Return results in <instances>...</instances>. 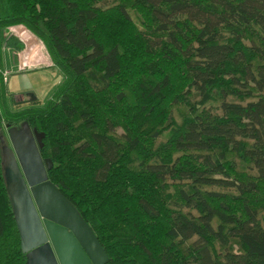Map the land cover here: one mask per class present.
I'll list each match as a JSON object with an SVG mask.
<instances>
[{"label": "trees", "instance_id": "1", "mask_svg": "<svg viewBox=\"0 0 264 264\" xmlns=\"http://www.w3.org/2000/svg\"><path fill=\"white\" fill-rule=\"evenodd\" d=\"M5 1L0 133L44 134L107 264H264V0ZM16 26L62 75L40 107L3 80ZM25 262L0 155V264Z\"/></svg>", "mask_w": 264, "mask_h": 264}, {"label": "water", "instance_id": "2", "mask_svg": "<svg viewBox=\"0 0 264 264\" xmlns=\"http://www.w3.org/2000/svg\"><path fill=\"white\" fill-rule=\"evenodd\" d=\"M6 130L10 147L0 136L1 166L25 264H107L89 225L48 181L52 162L40 156L44 134L26 122Z\"/></svg>", "mask_w": 264, "mask_h": 264}, {"label": "rangeland", "instance_id": "3", "mask_svg": "<svg viewBox=\"0 0 264 264\" xmlns=\"http://www.w3.org/2000/svg\"><path fill=\"white\" fill-rule=\"evenodd\" d=\"M6 12V1L0 0V17L5 16ZM25 30H20V34L22 32H27L28 34L33 36L41 44V47L44 53L47 55L48 60L45 64H38L33 67H25L19 69L17 66H10L7 67L6 70L2 69L3 73L6 72L8 74L7 81L4 83L7 85V93L10 102L15 103L13 105V109L29 108L31 106H43L47 102V100L51 98L52 94L62 81V75L57 68L52 67V62L43 43L27 29ZM15 36L16 35L9 32V30L6 33V37L17 40L15 39ZM17 41L21 44L22 48L20 50L12 49L11 52H13L15 59L19 55L21 56V54L26 50L25 42L23 41V39L22 42L19 40ZM20 125L18 126V128L20 127ZM0 136H2L3 145L10 147L6 129L0 133ZM162 140H164V138H162ZM1 149L2 144L0 142V155L2 162Z\"/></svg>", "mask_w": 264, "mask_h": 264}, {"label": "crops", "instance_id": "4", "mask_svg": "<svg viewBox=\"0 0 264 264\" xmlns=\"http://www.w3.org/2000/svg\"><path fill=\"white\" fill-rule=\"evenodd\" d=\"M8 30L9 32H11L10 29ZM20 30H25V28L22 26H16L15 28H13L12 33L16 35L15 39L21 42L23 39V41L25 42L26 50L21 54V56L19 55L16 58L17 59L16 60L14 58L13 52H11L12 49L9 47L4 48L3 53H2V69L3 70H6L7 67H10V66L11 67L17 66L19 69H21L25 67H33L38 64H45L47 62V60H45V56L43 53L44 51L41 47V44L37 40H34L35 38L31 36L30 34H28L27 32L26 33L22 32L20 34Z\"/></svg>", "mask_w": 264, "mask_h": 264}, {"label": "built area", "instance_id": "5", "mask_svg": "<svg viewBox=\"0 0 264 264\" xmlns=\"http://www.w3.org/2000/svg\"><path fill=\"white\" fill-rule=\"evenodd\" d=\"M13 28H15V27H11V28H9V29L11 30V33L13 32ZM2 75H3V80H4V82H6V81H7V76H8V74H7L6 72H4Z\"/></svg>", "mask_w": 264, "mask_h": 264}, {"label": "bare ground", "instance_id": "6", "mask_svg": "<svg viewBox=\"0 0 264 264\" xmlns=\"http://www.w3.org/2000/svg\"><path fill=\"white\" fill-rule=\"evenodd\" d=\"M24 33H26V32H24ZM26 36V35H25ZM28 38V37H27ZM34 40H36V39H34ZM32 43V42H31ZM33 44V43H32ZM37 44V43H36ZM31 45V44H30ZM38 45V44H37ZM31 49V48H30ZM38 51V50H37ZM44 53V52H43ZM44 56H45V60H48V57H47V55L44 53Z\"/></svg>", "mask_w": 264, "mask_h": 264}]
</instances>
